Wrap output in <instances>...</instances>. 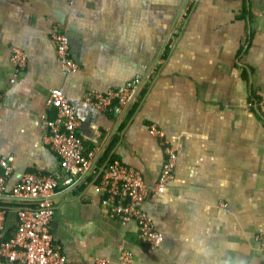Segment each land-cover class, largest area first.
Returning <instances> with one entry per match:
<instances>
[{"label": "crops", "instance_id": "crops-1", "mask_svg": "<svg viewBox=\"0 0 264 264\" xmlns=\"http://www.w3.org/2000/svg\"><path fill=\"white\" fill-rule=\"evenodd\" d=\"M0 0V160L12 174L0 194L2 240L27 173L52 175L60 161L44 142L51 89H62L79 119L89 170L54 193L51 233L65 264H264V0ZM177 18V19H176ZM67 35L77 73H61L51 32ZM27 56L11 84L14 50ZM136 82H139L137 84ZM135 87L117 116L84 101L90 91ZM135 96V98H134ZM133 100V101H132ZM177 149L173 180L143 208L162 245L147 254L137 227L122 226L102 204V170L117 160L154 185L164 155L148 127ZM144 249V250H143ZM0 264L8 263L0 259Z\"/></svg>", "mask_w": 264, "mask_h": 264}, {"label": "built area", "instance_id": "built-area-1", "mask_svg": "<svg viewBox=\"0 0 264 264\" xmlns=\"http://www.w3.org/2000/svg\"><path fill=\"white\" fill-rule=\"evenodd\" d=\"M51 38L63 76L70 77L77 73L79 65L71 58L67 35L53 29ZM11 61L15 68L11 78L13 84L25 70L27 56L16 49L12 53ZM135 87L106 92L90 91L84 95V101L98 110L110 111L119 116L129 105ZM47 102L54 109L56 116L46 121L47 133L44 142L57 154L60 166L52 175L27 173L14 186L12 190L14 197L33 201L35 206L17 211L16 230L3 240L1 238L5 230L6 211L0 209V258L8 263L65 264L66 258L54 242L51 233L54 215L52 197L61 185H71L75 178L85 174L91 166L90 157L85 156L78 131L79 119L71 101L62 89H51ZM249 107L255 108L264 118V100L251 102ZM148 131L159 140L163 148L164 161L157 182L149 186L140 172L113 160L102 170L99 189L104 194L102 204L105 209L122 226L135 223L138 241L143 244L145 252L151 254L162 245L164 238L155 229L152 218L145 212L143 206L147 199L164 194L168 184L173 180L177 149L157 126L150 125ZM12 163L11 156L0 160V194L12 174ZM255 240L259 245V252L264 255V232L259 233ZM95 262L107 264L104 260L97 259ZM119 262L132 264L134 262L132 253L123 251Z\"/></svg>", "mask_w": 264, "mask_h": 264}, {"label": "water", "instance_id": "water-1", "mask_svg": "<svg viewBox=\"0 0 264 264\" xmlns=\"http://www.w3.org/2000/svg\"><path fill=\"white\" fill-rule=\"evenodd\" d=\"M187 2V0H185V2L182 4V6H181V8H180V10H179V12H178V15H177V18H178V16L180 15V13L182 12V10L184 9V7H185V3ZM176 18V19H177ZM134 98H135V96H134ZM133 101V100H132ZM18 199V198H17ZM20 200H23V199H20ZM24 201H28V200H24Z\"/></svg>", "mask_w": 264, "mask_h": 264}, {"label": "bare ground", "instance_id": "bare-ground-1", "mask_svg": "<svg viewBox=\"0 0 264 264\" xmlns=\"http://www.w3.org/2000/svg\"><path fill=\"white\" fill-rule=\"evenodd\" d=\"M162 147V146H161ZM146 203V202H145ZM117 220V219H116ZM144 248V247H143ZM144 250V249H143ZM1 259V258H0Z\"/></svg>", "mask_w": 264, "mask_h": 264}]
</instances>
